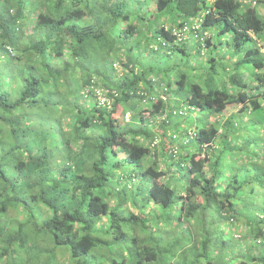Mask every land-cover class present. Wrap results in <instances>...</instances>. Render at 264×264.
<instances>
[{
    "label": "clouds",
    "instance_id": "clouds-1",
    "mask_svg": "<svg viewBox=\"0 0 264 264\" xmlns=\"http://www.w3.org/2000/svg\"><path fill=\"white\" fill-rule=\"evenodd\" d=\"M0 264H264V0H0Z\"/></svg>",
    "mask_w": 264,
    "mask_h": 264
}]
</instances>
